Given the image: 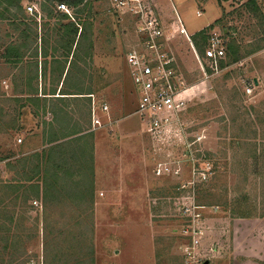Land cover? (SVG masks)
<instances>
[{
  "label": "rangeland",
  "instance_id": "rangeland-1",
  "mask_svg": "<svg viewBox=\"0 0 264 264\" xmlns=\"http://www.w3.org/2000/svg\"><path fill=\"white\" fill-rule=\"evenodd\" d=\"M153 2L167 19L175 8L188 33H194L192 43L178 37L170 45L186 83L198 86L189 92L188 118L194 131L207 129L204 148L212 151L214 174L195 195L196 203L206 207L199 222L201 242L193 247L185 232L190 222L182 206L191 203V193L176 190L192 179L155 176L149 139L133 113L138 98L125 60L134 38L132 20L110 13L108 0H91L92 9L82 15L69 8L86 27V40L73 50L62 91L80 97L37 102L36 63L47 92H56L63 80L52 57L45 60L41 53L45 47L53 55L62 46L55 29L67 21L49 11L38 20L26 7L41 9L43 0H24L20 26L12 16L16 9L0 6V160H8L0 168V186L34 185L40 196L32 194L28 203L19 200L13 207L10 232L2 228L1 217L0 264H73L78 259L82 264H264V23L245 9L249 0ZM257 2L264 17V0ZM209 23L213 28H204ZM201 28L207 36L216 31L227 33L228 43L236 40L238 60L225 59L217 72L203 70L204 40L197 39V47L192 39ZM34 34L36 43L22 52L20 63L5 61L9 47H20ZM84 94L107 102L118 124L90 132L91 103ZM35 103L43 116L52 110L70 115L71 121L64 115L56 124L61 137L85 130L63 148L64 159L53 165L55 170L45 169V160L36 157L44 151L20 129L23 113ZM24 155L33 160L27 169L19 162ZM5 196L0 191V198Z\"/></svg>",
  "mask_w": 264,
  "mask_h": 264
},
{
  "label": "built area",
  "instance_id": "built-area-1",
  "mask_svg": "<svg viewBox=\"0 0 264 264\" xmlns=\"http://www.w3.org/2000/svg\"><path fill=\"white\" fill-rule=\"evenodd\" d=\"M109 12L120 19L127 18L134 24V38L128 44L125 60L137 95V108L133 112L139 118L144 134L148 137L154 155V174L161 179H177L187 176L191 181L177 185V192L188 191L191 203L182 206L190 226L185 231L192 246H197L203 232L199 222L201 211L206 207L196 203L200 184H207L214 174L212 151L204 148L208 133L206 128L194 131L189 121L190 91L198 86H189L177 62L170 42L185 37L192 43L181 14L174 8L170 19L160 12L153 0H108ZM26 12L39 19L42 11L35 4L26 7ZM57 12L74 18L66 4L57 5ZM200 15V13H197ZM169 18V17H168ZM167 19V20H166ZM227 33L213 32L208 35L204 48L202 69L217 72L227 59ZM247 94L252 88L246 89ZM91 105L90 132L107 129L118 124L113 119L107 102L95 95L89 96ZM17 142L22 143V139ZM0 161L1 165L6 163ZM194 178L198 179L196 181Z\"/></svg>",
  "mask_w": 264,
  "mask_h": 264
},
{
  "label": "trees",
  "instance_id": "trees-1",
  "mask_svg": "<svg viewBox=\"0 0 264 264\" xmlns=\"http://www.w3.org/2000/svg\"><path fill=\"white\" fill-rule=\"evenodd\" d=\"M43 2L44 3L42 4V8L40 9L42 12L49 11L50 15H52L55 12L59 19H61L62 21H67V23H61V25H59V27L55 29L58 35L60 36V38L62 39L61 40L62 46L60 48H62L61 51L63 52H62L61 57L58 56L57 54L60 48L59 49L55 48V53L51 55L49 54V51L46 50V48L44 47L42 48L43 52L41 53L42 57L45 58V60H47L48 57H52L53 63L57 65V68L59 70V77H63L66 73V68H67V64L69 63V59L71 57L74 58L75 56V51L73 52L74 48H76L75 50L77 49L79 50V47L81 46L82 42L86 40V27H82V25L77 21L75 17H74V21H71L69 20L68 15L61 13V12H57V5L60 3L66 4L69 8H74L76 10L75 11L76 14L82 15V13L84 12L86 8L90 7V10L92 9V7L89 4L91 0H43ZM217 2L219 5H221L222 0H217ZM23 4H24V0H0V6H2L5 11L12 12L11 10L16 9V12L12 16L14 17L13 20L19 23V26L23 25V22H21L23 18L20 17L21 15L19 14V13H22L24 10ZM49 6L51 9L49 8ZM245 9L249 12L252 11L255 15L257 14V16L260 15V22L262 24L264 23V17L260 9H258L257 0H249ZM209 28L212 29L213 27L210 26ZM28 29L29 31H32L30 27H28ZM206 34H207V31L206 29H204L200 31L197 34V36L192 38L194 41V44L197 47H199V43L197 39L202 37V40H204V42L202 43V45L204 44L203 45V49H204L207 43V40H208V36ZM36 36H37L36 34H34L32 37L28 36L26 38L27 41L26 42L23 41L20 47H15L14 45L12 47H9L4 55L5 61L8 63H15V64L20 63L21 60L23 59L22 57L24 56L22 52L23 51L28 52L30 50V48L36 43V40H37ZM239 49L240 47H238L236 40H232L229 43H227V49H226L227 58H229L230 61L232 60V62H236L238 60V53L240 51ZM203 53H204V50H203ZM35 57H38V47L37 49H35ZM224 63H225L224 61L221 63L222 68L224 66ZM47 64L48 63L46 62L45 68H47ZM38 70H39V66H38V63H36L35 71H37V75L35 77H38ZM66 76H68V72L66 73ZM54 92L55 91H53V95H55ZM36 157L39 160L41 159L45 160L44 165H45V169L47 170V166L51 164L52 162V158H51L52 156H47L46 152L44 151L41 156L38 154L36 155ZM5 160H7L6 157L0 161H5ZM59 160L61 161L63 160V158ZM32 161L33 160L31 157L30 158L26 157L23 160H20L19 162H23V165L25 166L24 169H27L30 166V164H33ZM63 162L64 161L58 162L60 164L59 166H61ZM41 163L42 162L40 161L39 164ZM55 164L56 162L54 163V165ZM8 165H11V164H8ZM15 167L16 166L11 167L12 170H14ZM57 167H55L56 170H57ZM20 185L21 183H19L18 185L9 184V185L0 186V191L6 192V196L4 197L5 200H3L4 198H0V220L2 217L3 221H5L4 225H2V228H4L6 231H9V232L11 231V227L10 226L8 227V225H12L15 221L16 211L14 208H17L18 201L23 200V202L26 204L29 202V200H31V197L33 196L32 194L36 196H40V191H39L38 186H34V185L20 186ZM22 189H25V190L22 191ZM6 200H10L12 204V209H10L11 204L9 205L8 203H6ZM2 228L0 227V231L2 230ZM9 239L10 237H7V236L4 237L5 242H9ZM73 264H82V263L80 259H78V260H75Z\"/></svg>",
  "mask_w": 264,
  "mask_h": 264
},
{
  "label": "crops",
  "instance_id": "crops-1",
  "mask_svg": "<svg viewBox=\"0 0 264 264\" xmlns=\"http://www.w3.org/2000/svg\"><path fill=\"white\" fill-rule=\"evenodd\" d=\"M210 24L211 23L207 24L204 28L209 27ZM204 28H201L200 30H203ZM197 32H199V31H197ZM192 34H194V33H191V35ZM37 78L40 82V85H37L38 87L36 86V88H37V91H36L37 100H34V101L40 102L41 101L40 98L50 99V97L53 96L56 99H60L59 100L60 102L64 101V103H65L67 101V99H74V98L80 97V96H78L80 94L71 95L70 93L62 91L64 84H65V77L64 78L62 77L63 80H62V82H60L58 90H56V92H54L55 95H53V92H47L46 89L45 90L43 89V81H44L43 77H37ZM84 95L88 96L89 101L92 105V99L89 96L94 95V94H89V95L84 94ZM69 102H72V101H69ZM34 107H39V104L38 103L33 104L32 110H31V112L29 111L28 114L25 112L23 113L20 129H21V131H23L24 133L27 134V137H30L29 139L32 140V143L39 145L38 151L40 153L45 151L47 156H52L51 157L52 162L49 165L51 166L52 169H54V167H53L54 163L57 162L58 159H61V158L64 159V157H63L64 155L63 154L60 155L61 151H63V148H65L67 146L71 147V145L73 143V139L77 138L78 135H81L83 133V131H85V130H83V129L77 130V131L74 130L75 132H71V133H69V135L63 134V136L61 137L57 133V132H59L58 128H57V132H56V129H55L57 126L56 124H59L63 120L62 117H65L64 115L68 116L69 121H71L72 118L69 117L70 115H68L67 113L61 112V111L52 110L47 114V116H43L44 114L41 115L42 114L41 111L39 112V110H37V109L35 110ZM25 111H26V109H25ZM39 113H40V115H39ZM48 116H50V117L48 118ZM89 118H90L89 124H91V107H90V111H89ZM76 125H78V124H76ZM90 128H91V126H90ZM36 152L37 151H34V153H36ZM26 157H27V155H24V158H26ZM27 158H29V157H27Z\"/></svg>",
  "mask_w": 264,
  "mask_h": 264
},
{
  "label": "water",
  "instance_id": "water-1",
  "mask_svg": "<svg viewBox=\"0 0 264 264\" xmlns=\"http://www.w3.org/2000/svg\"><path fill=\"white\" fill-rule=\"evenodd\" d=\"M255 83H256V84H258V82H257V81H255Z\"/></svg>",
  "mask_w": 264,
  "mask_h": 264
}]
</instances>
